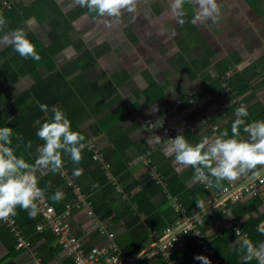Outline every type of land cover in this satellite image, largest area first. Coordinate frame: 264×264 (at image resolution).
Masks as SVG:
<instances>
[{"label":"crops","instance_id":"crops-1","mask_svg":"<svg viewBox=\"0 0 264 264\" xmlns=\"http://www.w3.org/2000/svg\"><path fill=\"white\" fill-rule=\"evenodd\" d=\"M53 1L68 18L83 9L84 14L73 22L72 30L68 31L65 25L55 27L53 16L43 15V8L46 10L48 7L44 0H0V3L11 4L13 8L0 14L7 21L4 32L23 28L27 38L34 35L44 47L56 46L53 63L56 69L71 66L77 70L68 77L71 79L69 84L76 90L83 82L103 86L110 81L115 86L103 100L95 98L91 102L96 114L84 108L82 98L67 99L70 109L75 110L72 112V117L76 118L72 129L85 136L87 147L79 164L67 156L64 168L50 180L56 187L51 196L57 191L64 194L61 200L56 201L58 206H62L60 208L75 200V188L69 185L70 180L81 184L82 192L96 200L97 205L105 201L106 206L96 216L108 231L115 233V237L111 239L101 233L96 221L87 215L86 208H77L72 217L73 228L84 247L90 249L115 242L122 249L132 242L131 232L137 229L142 252L150 250L144 256L151 258L150 264H155L157 259L154 255L164 238L154 231L147 235L145 226L148 218L158 214L171 221L172 226H181L208 210L198 217L202 221L198 231L215 246L217 258L223 263L229 261V264H259L256 258L245 260L246 253L237 244L240 237L236 230H242L254 246L264 245V233L257 231L258 225L264 223V184L258 185L257 192L242 190L239 198L224 199L203 182L193 184L194 168L177 165L174 155H164L162 143L154 145L147 140L158 135L163 141L187 133L186 140L195 145L204 137L211 139L224 131L231 136L236 109L241 106L248 111V116L243 118L246 123L247 119L264 121V0H217L220 5L217 21L196 24L191 22L198 10L195 3L186 0L183 6L186 15L177 17L171 8V0H139L136 12L125 13L121 22L112 27L106 26L95 13L77 5L75 0ZM133 16L135 22H132ZM178 19L185 22L180 24ZM30 20L34 23L29 27L27 22ZM64 20L61 15L60 22ZM3 34L0 32V36ZM88 51L98 56L97 63L85 71L88 80H72L82 74V63L86 61L82 54ZM11 60L20 63L24 73L15 67L14 71L0 77V101L3 104L16 100L53 72L46 63L36 66L30 58L21 57L12 46L0 45V68ZM196 66L198 70H195ZM227 72L229 77L241 74L245 79L233 80L240 89L236 96L232 86L230 89L221 86L220 76ZM104 75L109 80H103ZM156 84L160 85L154 93L156 102L147 96H138L139 92ZM185 101L189 104L184 105ZM136 103L140 111L132 107ZM124 104L131 106V112L116 121H112L113 118L108 120L110 113ZM167 105H172V108L167 110ZM53 107L65 109L63 103L58 102L49 107L44 116L51 120ZM64 112L67 115V111ZM33 114L42 121V113L37 106L29 110V115ZM100 117L112 123L95 133L94 127L100 122ZM150 123H154L152 127H148ZM215 125L218 126L216 132L213 129ZM118 129L129 130L131 138L122 160L112 153L115 146L111 134ZM240 131L241 136L247 138L243 126ZM24 134V139L31 141L30 155L35 159L43 141L29 130L24 129ZM21 143L12 137L11 146L17 149L18 156L24 151ZM90 150H98L101 159H94L89 154ZM146 159L150 162L147 163ZM25 160L29 161L28 158ZM120 163L126 164L121 171L118 170V165H123ZM105 164L109 165L108 168ZM76 168L83 169L81 175H73ZM151 171L168 180L169 190L180 199L182 217L178 218V211L166 198L164 185ZM50 172L37 171L38 180ZM263 173L264 169H261ZM255 176L249 173L235 182L224 180L220 187L215 186L213 179V187L216 191L226 186L239 188ZM31 218L42 220L40 210ZM44 234L39 231L28 234L34 242L33 249L21 250L16 247V234L0 220V264H36L39 253H45L42 255L44 264H73L72 258L62 250L51 256L58 240L51 233ZM185 234L187 236L181 245L195 246L197 232L191 230ZM197 255L208 257L196 246L188 264H202L195 259Z\"/></svg>","mask_w":264,"mask_h":264},{"label":"clouds","instance_id":"clouds-1","mask_svg":"<svg viewBox=\"0 0 264 264\" xmlns=\"http://www.w3.org/2000/svg\"><path fill=\"white\" fill-rule=\"evenodd\" d=\"M139 0H75V3L82 8H87L95 13L108 27L118 25L125 13H135ZM186 0H171V8L177 17H184V4ZM188 3H195L198 10L192 19V23H205L208 20L216 22L220 15V5L217 0H187ZM135 22V16L132 18ZM183 24V19H178ZM30 27L34 21H28ZM7 21L3 14H0V45L12 46L14 50L24 58L40 60L36 46L27 38L23 28L10 32H4ZM42 112L47 113L49 106L39 104ZM154 111L156 109H153ZM53 118L51 121H44L36 133L38 138L44 141L37 151L38 155L34 163H28L23 156H18L12 145L13 129L0 127V220H6L15 216L17 207L28 211L29 216L35 217L39 211L38 203L45 199V191L38 184L37 171L61 172L64 168L63 156L70 157L73 163L79 164L82 161V152L87 147L85 136L72 129V123L66 113L58 107L51 109ZM236 119L231 126V136L228 131L213 138L204 137L199 143L193 145L186 140L183 134L175 138L162 141L158 135L147 140L148 143L163 144L165 156L174 155L175 163L181 167L195 169L192 183L204 182L209 187H220L221 182L227 180L235 182L242 176L249 173L260 175L264 169V121H253L246 123L243 117L248 116L245 106L236 109ZM159 121V120H158ZM154 123H150L152 127ZM163 124V123H162ZM162 126V125H161ZM160 126V127H161ZM241 126L247 138L241 136ZM22 139V137H18ZM27 147H31L28 141ZM82 168H76L73 175L79 176ZM63 192L57 191L52 199L59 201L63 198ZM198 207L200 203L197 202ZM257 231L264 233V223L257 227ZM238 243L246 253L245 260L250 261L256 258L259 264H264V245L254 246L253 242L246 236L240 235ZM196 260L202 264H211V260L203 255H197ZM44 263V262H43Z\"/></svg>","mask_w":264,"mask_h":264},{"label":"trees","instance_id":"trees-1","mask_svg":"<svg viewBox=\"0 0 264 264\" xmlns=\"http://www.w3.org/2000/svg\"><path fill=\"white\" fill-rule=\"evenodd\" d=\"M44 1L45 3H47L48 7L46 8V10H44L43 8V15L45 17L53 16L52 22L55 27H59L60 25H63V26L65 25L68 31L72 30L73 22H75L78 18L82 17V15L84 14V11L82 9L80 13L73 14L72 18H68L59 9L55 1L53 0H44ZM1 4L2 3H0V5ZM61 15L65 18L64 22H60ZM4 18L6 19V17ZM18 18L21 19L19 15H18ZM28 39L36 46V51L39 53L41 57L40 60L38 61L30 57L29 58L34 62L36 66L42 63H46L53 72L49 77L43 78L42 81H39L36 84V86H34L31 90L21 95L16 100L8 104L6 103L3 104L2 101H0V125H1L0 127L9 126L10 128L13 129L12 137L20 141V143L22 142L21 146L23 147L24 151H21L22 152L21 156H23L24 159L28 158L29 160L27 161L28 163H34L35 159L32 158L30 155L32 153V149L27 147L28 138L24 139V135H25L24 129L29 130V132H32V133H37L40 127V124H37V121H39V117L36 118L35 117L36 114H33L34 116L29 115V110H32L33 106H37L38 110L41 111L39 108V104H47L49 107H51L53 104H56L57 102L63 103L65 107L64 111H67V117L70 119V117H72V114H73L72 112L75 110L70 109V102H68L67 99L78 97L80 99L82 98V100L84 101V108L87 107V109L88 108L90 109L89 112L91 114H96L93 108L91 107V102H93L95 98L99 99V101L103 100L106 95H108L110 92H112L115 89V86L110 81H107L108 85H103V86H96L93 84L92 86V85H89L91 84L89 82H88L89 84L87 82L85 83L83 82L82 84H80L82 86H80L79 89L76 90L74 86L69 84L68 80H71V79H68V77L72 75L74 71L76 72L77 70H75V68H72L71 66H66L62 69H56V66L53 63V54L56 51V46L44 47L42 43L39 42V40L34 35H30ZM82 58L83 59L88 58L84 63H82V67H81L82 74L76 78H73L72 80H88L85 75V71L97 63L98 56L88 51L82 54ZM15 67L17 68L19 72L24 73V68H21V64L17 63L15 60L14 61L11 60V61H7L0 68V77H2L3 75L9 72L14 71V69H16ZM102 78L103 80L104 79L109 80L106 75L102 76ZM226 80H227V85L230 88L231 86L234 88L233 93L236 96L240 92V89H238L237 86L233 83L234 82L233 80H245V79H243V76L241 74H238L237 76L235 75L231 77L228 76ZM221 83H222L221 86L224 88L223 82ZM159 87L160 85L156 84L144 91L139 92L138 96L139 97L147 96L152 102H156L157 97L154 95V93ZM1 99L2 98L0 96V100ZM186 104H189L188 101L184 102V105ZM132 107H134L136 111L141 110L138 103L134 104ZM171 108H172V105H167V110ZM131 109L132 108L129 104H124L120 106L118 109H116L115 112L110 113L111 117L110 118L108 117V120L113 118L112 121H116L120 117H123L124 115L130 113ZM160 109L163 112V109L161 107ZM41 113H42L41 115L42 121H40L41 124L46 120L51 121V119L46 118L44 116L45 112L41 111ZM73 118L74 116L72 117V119ZM103 118L104 117H100V122H98L99 124L98 123L95 124V127H94L95 133H99L100 129L102 130L108 127L110 123H112L111 120L104 121ZM75 119L76 118H74L72 121L70 119L72 124L74 123ZM247 123H251V121L247 119ZM129 134H130L129 130H124V129H118L111 134V141L113 142L115 146L112 153L115 156H118V158H120L119 160H122V158L125 157V151L127 147H129L131 144V138ZM186 134L187 133L184 134V137ZM18 137H22V139H18ZM16 152H17V149H15V153ZM89 154L92 157L94 156V152L92 150H90ZM66 157L67 155H64L63 159H65ZM108 160L111 162L110 159ZM120 164H123V165L122 166L118 165L119 171L123 170L126 165L124 163H120ZM112 165L114 166L113 162H112ZM57 173L50 172L48 175L39 179L38 185L42 187V189L45 191V194L51 198V200L56 204V206L60 208L62 206L60 205L58 206L57 204L59 202L54 201L51 196L53 193V190H55L56 187L54 186V184L50 183V180ZM115 174L117 173L115 172ZM88 199L92 202L95 213L99 212L102 208L106 206L105 201L102 205L100 204L99 206L97 205L96 200H91L90 198ZM64 207L65 206L63 205V208ZM63 208H60V209L62 210ZM16 213L17 214L12 217L17 220V223L19 224L20 229L23 231L24 234L28 236V234H32L38 231L37 226L42 221L41 219L35 220L34 218H31L28 212L22 208H17ZM177 215H178V218L182 217L183 212L178 211ZM146 224L147 225L145 227H146L147 235L150 233V231H154L160 235H163L164 230L168 227H172L173 225L171 221L165 220L161 215L159 216L158 214H153L150 218H148V222ZM201 224H202V221H200L199 225ZM9 229L11 230V228ZM136 232H137V229L132 230L131 232L132 238H133L132 242L127 244L125 247L123 246L122 248V250L130 257L138 256L143 250L142 245H141V238L137 237ZM13 233L15 234L14 231ZM48 233L53 234L51 231H46L44 235H50ZM185 236H187V234L183 233V236L180 238L179 243L173 249V253H172V258H174L179 264H188L189 262L192 261L191 253L192 251L196 249V246L199 247V249L202 251L201 245L197 241L195 242V246H192V247H185L181 245ZM51 241H53L52 238H51ZM17 244L18 242H16V247H17ZM213 244L215 245L214 241H213ZM59 250H60V247L57 246V248L53 250V254L51 256L59 252ZM39 255L42 258V255L44 256L45 253H39ZM154 257L155 259H157V262L155 264H171L169 262V259L166 258L162 254V252H158L156 255H154ZM208 258L211 260V264H215L214 260H212L210 257ZM43 259L44 258H42V260ZM45 261H47L46 257H45ZM151 262L152 260L150 257L144 256L139 259L138 264H150ZM228 262H225V263L229 264Z\"/></svg>","mask_w":264,"mask_h":264},{"label":"built area","instance_id":"built-area-1","mask_svg":"<svg viewBox=\"0 0 264 264\" xmlns=\"http://www.w3.org/2000/svg\"><path fill=\"white\" fill-rule=\"evenodd\" d=\"M3 4L5 5L3 6ZM3 4L0 5V13H3V10L7 6V3L4 2ZM226 75L227 74L223 76L224 79L222 82L224 86L230 89L227 85ZM213 129L216 132L218 130V126L215 125ZM93 158L96 160L101 159V153L98 150H95ZM146 162L149 163L150 160L146 159ZM108 166V164H105V167L108 168ZM151 172L153 174V171ZM153 175H155L158 182L164 185L166 198L172 202L173 208L176 211H183L179 197L173 195L168 188V180L159 173H154ZM204 184L208 189L213 190L217 195L221 194L224 199L228 197L237 199L241 196L242 190L257 192L258 185L264 184V173L253 177L248 183L239 188L234 186L230 188L226 186L222 190L216 191L213 186L209 187L206 183ZM69 185L75 188V200L66 203L62 210L57 207L51 198L46 194L43 202H37L42 215V221L37 226L38 231L43 234L46 231H51L57 237L60 250L72 258L73 264H138L139 259L143 257H140L142 252L136 257H130L115 242H111L108 245L96 246L90 249L84 247L82 240L75 234L73 228L72 217L75 209L77 208L87 209V215L96 221L99 225L101 233L107 234L111 239L115 237V233L108 231L106 227L98 221L92 202L88 199L86 194L82 192L81 185L77 183L76 180H70ZM38 186L42 189L40 185ZM116 187L117 189H120L119 185ZM3 222L15 232L18 238V249H33V240L23 233L16 219L10 216L8 219L3 220ZM199 223V219H196L181 226L178 225L166 228L163 235L158 234L160 238H164L159 246L158 252H162V254L169 259L171 264H178V262L172 258L173 249L179 243L181 234L194 230L195 233L197 232L196 239L201 245L202 252L214 260L215 264H224L217 258L215 248L207 242L203 234L198 231ZM240 235L247 237L242 230H240ZM37 255L36 264H44L40 255Z\"/></svg>","mask_w":264,"mask_h":264},{"label":"rangeland","instance_id":"rangeland-1","mask_svg":"<svg viewBox=\"0 0 264 264\" xmlns=\"http://www.w3.org/2000/svg\"><path fill=\"white\" fill-rule=\"evenodd\" d=\"M5 4H3V6H4ZM7 10V12L8 11H12L13 10V8H12V5L11 4H9L8 5V3H7V6L5 7V9L3 10V11H6ZM85 60H87L88 58H84ZM157 62V61H156ZM160 61H158V63H159ZM195 70H198V67L196 66V68H195ZM105 73V72H104ZM107 74V73H106ZM225 74H227L226 76L228 77V76H230L229 75V73L227 72V73H224V74H222L221 76H220V80H223L224 78H223V76L225 75ZM73 76V75H72ZM88 79V78H87ZM97 79V78H96Z\"/></svg>","mask_w":264,"mask_h":264},{"label":"water","instance_id":"water-1","mask_svg":"<svg viewBox=\"0 0 264 264\" xmlns=\"http://www.w3.org/2000/svg\"><path fill=\"white\" fill-rule=\"evenodd\" d=\"M206 211H208V210H206ZM206 211H205V212H206ZM205 212H203V213H201L200 215L196 216L194 219H192V221L198 219V217H200V216H201L202 214H204ZM149 251H150V250H146L145 252H142V253L140 254V257L144 256V255L147 254Z\"/></svg>","mask_w":264,"mask_h":264}]
</instances>
